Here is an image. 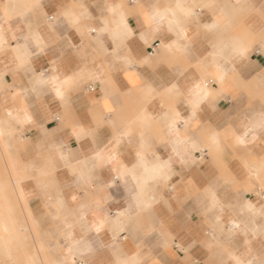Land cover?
<instances>
[{
    "label": "crops",
    "instance_id": "0c3cea01",
    "mask_svg": "<svg viewBox=\"0 0 264 264\" xmlns=\"http://www.w3.org/2000/svg\"><path fill=\"white\" fill-rule=\"evenodd\" d=\"M71 2L0 0L20 256L264 264V0Z\"/></svg>",
    "mask_w": 264,
    "mask_h": 264
},
{
    "label": "rangeland",
    "instance_id": "374dc122",
    "mask_svg": "<svg viewBox=\"0 0 264 264\" xmlns=\"http://www.w3.org/2000/svg\"><path fill=\"white\" fill-rule=\"evenodd\" d=\"M84 1L85 0H75V2H71L68 6L71 9L80 3H84ZM55 20H56V17H55ZM67 21L71 22L72 25L76 23L75 19H67ZM234 30L235 32L238 31L236 27ZM263 90H264L263 86L261 85L259 86L257 83L254 85H251L249 88H246L247 95L249 96V101L250 102L256 101L254 97H257L259 95L263 97L264 96ZM262 97L258 99V101L263 102L264 104V97L263 98ZM11 172H12V177H13L14 182L18 183L20 177H18L17 172L12 167V165H11ZM1 183L5 184V182H2V181L0 182V184ZM26 234L28 235V232H26ZM10 244H11L10 255H5V254L0 255V264H21L19 263V260H21L24 264H26L25 258L28 254H26V256H23V257L20 256L19 253L21 251V246H20L19 240L11 239ZM38 249L41 250V248L39 247Z\"/></svg>",
    "mask_w": 264,
    "mask_h": 264
},
{
    "label": "bare ground",
    "instance_id": "6f19581e",
    "mask_svg": "<svg viewBox=\"0 0 264 264\" xmlns=\"http://www.w3.org/2000/svg\"><path fill=\"white\" fill-rule=\"evenodd\" d=\"M14 183L16 185L18 184L16 182H14ZM4 185H5L4 183L0 184V186H4ZM9 185H10V183H9ZM24 207H26V206H24ZM6 216H7V214L4 215V213L0 212V255H2V254L10 255V250H11L10 240L11 239L20 240L22 238V235H23V232L21 231V227H19L16 224V222H14L11 218L7 219ZM25 262H26V264H35L34 254H28L25 258Z\"/></svg>",
    "mask_w": 264,
    "mask_h": 264
}]
</instances>
